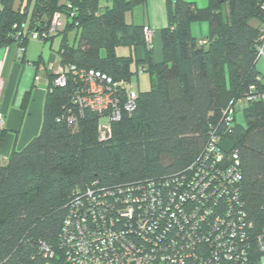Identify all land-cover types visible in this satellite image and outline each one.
Here are the masks:
<instances>
[{
	"label": "trees",
	"instance_id": "obj_1",
	"mask_svg": "<svg viewBox=\"0 0 264 264\" xmlns=\"http://www.w3.org/2000/svg\"><path fill=\"white\" fill-rule=\"evenodd\" d=\"M147 1L111 0L103 12L99 0H28L22 10L14 9L15 0L0 1L2 46L14 45L23 30L25 47L30 41L26 32L46 29L57 12L66 17L65 32L44 43L63 35L56 53L68 76L65 87H56L50 73L40 135L0 166V264H66L60 236L75 192L96 182L113 188L181 173L203 154L214 134L238 153L240 196L253 225L252 239L264 230V100L237 104L244 105V125L237 122V111L232 127L223 121L230 103L245 99L252 87L264 93V74L257 69L264 0H209L204 9L168 0L160 64L153 61L145 28L126 21L130 10ZM251 20L260 25L254 27ZM202 22L209 24V34L198 41L191 25ZM68 31L76 32L77 46H69ZM119 45L145 48L135 72L134 59L116 55ZM144 65L152 90L138 92L133 115L124 113L112 124L111 138L100 141L103 115L79 114L73 102L79 79L73 73L100 72L122 83L124 93L139 70L146 71ZM74 115L78 122L71 126L68 118ZM43 243L55 252L52 260ZM260 259L253 246L248 264H261Z\"/></svg>",
	"mask_w": 264,
	"mask_h": 264
},
{
	"label": "built area",
	"instance_id": "obj_2",
	"mask_svg": "<svg viewBox=\"0 0 264 264\" xmlns=\"http://www.w3.org/2000/svg\"><path fill=\"white\" fill-rule=\"evenodd\" d=\"M264 9V6H263ZM66 17L57 12L46 29L26 32L30 41L42 42L59 34ZM15 28H18L15 26ZM147 42L152 32L145 28ZM14 37L19 60L25 47L23 30ZM205 43V42H202ZM0 44V50L2 49ZM258 61L264 62V32L257 46ZM51 71L50 65L47 67ZM141 71L143 69H140ZM144 71V70H143ZM79 87L73 102L79 114L91 110L110 120L99 123L100 141L112 136V124L123 114L133 115L138 92L133 81L121 93L119 86L94 70L73 73ZM53 84L65 87L66 70L60 66ZM41 77L36 76V82ZM264 100L255 87L245 99L230 105L223 121L232 127L236 105ZM78 116L68 118L76 126ZM0 124L3 116L0 115ZM242 171L238 153L217 134L210 137L203 154L187 170L163 177L107 188L99 183L75 192L66 205L67 214L60 236L66 264H248L253 246L264 264V230L252 239V223L247 219L240 196ZM52 260L55 252L41 245Z\"/></svg>",
	"mask_w": 264,
	"mask_h": 264
},
{
	"label": "crops",
	"instance_id": "obj_3",
	"mask_svg": "<svg viewBox=\"0 0 264 264\" xmlns=\"http://www.w3.org/2000/svg\"><path fill=\"white\" fill-rule=\"evenodd\" d=\"M18 8L23 9L25 4L21 0ZM195 3L200 9L208 7L209 0H186ZM147 21H138L135 15H126L129 24L150 29L152 37L149 45L153 48L155 64L162 62L161 30L168 27V0H148ZM191 34L202 41L209 34L207 22L193 23ZM29 41L25 46L23 59L19 60V51L16 45L3 46L0 50V115L3 124H0V166H5L13 152L22 151L33 139L37 138L42 130L44 106L47 90L50 85V71L54 75L60 67L57 53L45 54L44 47L32 44ZM138 60H143L146 54L144 47L136 50ZM38 63V64H37ZM40 76L36 82V76Z\"/></svg>",
	"mask_w": 264,
	"mask_h": 264
},
{
	"label": "rangeland",
	"instance_id": "obj_4",
	"mask_svg": "<svg viewBox=\"0 0 264 264\" xmlns=\"http://www.w3.org/2000/svg\"><path fill=\"white\" fill-rule=\"evenodd\" d=\"M1 1V0H0ZM16 5L15 7L18 8V5H20L21 0H16ZM28 3V0L24 1V4L26 5ZM111 6V0H99V7L100 11L103 12L107 7ZM0 10H1V2H0ZM227 12V9L226 11ZM127 14L130 16L135 15V17L138 19V21H147L148 18V11L146 9V5L142 4L139 6L134 7L132 10H130ZM251 25L254 27H258L260 23L256 20H251ZM65 27L62 29V33L65 32ZM63 35L57 36L54 38L52 41H49L47 43H42V42H33L32 44H37V50H39V47L45 49V54L49 55L51 53L55 54L57 50L60 48V45L62 44L63 41ZM68 44L69 46H77V40H76V32L75 31H68ZM138 47L131 49L128 46H123L119 45L115 49V53L118 57L120 58H132L134 59L133 65H132V71L135 72L137 70V60L138 56L136 55V50ZM154 61V60H153ZM141 68V67H140ZM139 68V69H140ZM144 69L146 71H141L139 70V73L133 77V84L135 86H132V90L136 92H149L152 90V79H151V74L147 71L146 66L144 65ZM257 69L259 72L264 74V62L259 61L257 64ZM243 109L244 105H237L236 111H237V122L241 125H244V117H243ZM100 125L103 127H107L110 125V120L108 118H102L100 120Z\"/></svg>",
	"mask_w": 264,
	"mask_h": 264
}]
</instances>
